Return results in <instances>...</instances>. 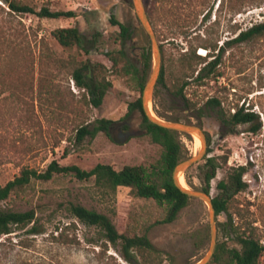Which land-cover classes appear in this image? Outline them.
Wrapping results in <instances>:
<instances>
[{
	"label": "rangeland",
	"instance_id": "rangeland-1",
	"mask_svg": "<svg viewBox=\"0 0 264 264\" xmlns=\"http://www.w3.org/2000/svg\"><path fill=\"white\" fill-rule=\"evenodd\" d=\"M220 1L223 0H147L146 10L160 45L166 84V88L159 86V95L155 100L152 97L149 105L152 114L160 115L158 118L163 121L165 118L178 119L180 123L197 124L204 130L207 136L205 160L198 165L204 164L208 158H213L219 165L210 182L212 198L221 196L219 182L228 184L233 170L245 166L242 180L247 188L234 195L228 210L233 223L247 229L254 228L264 244V38L226 46L241 31L264 22V0L260 5L245 7L239 13L229 9L228 0L218 8ZM22 2L36 10L48 7L53 11L73 12L74 16L40 19L29 14L6 16L0 10V19L10 21L9 26H3L13 40L11 47L16 44L15 52L7 45L0 46V70H5L12 62L20 63L21 53L22 64L24 55H32L34 59L33 90L3 89L0 82V184L13 180L21 169L34 171L40 176L52 161L87 171L97 164L120 170L124 166L154 161L159 148L148 141L139 112L127 114L128 104L140 95L126 77L108 73L112 86L99 108L87 104L88 97H84L83 91L71 79L72 60L100 63L110 68L111 63L104 54L120 48L115 36L120 29L109 22L111 15L115 21L130 28L131 38L123 49L129 60L139 66L140 49L147 44L150 47V42L137 20L132 0ZM208 10L209 19L204 21L203 15ZM68 27L78 28L86 38L87 47L93 43L88 54L76 50L68 52L51 36L52 31ZM214 43L217 46L214 51L203 47ZM220 48L223 51H219L220 60L215 73L204 79L201 85L195 83L193 79L197 72L191 76V71H184L183 56L193 50L196 55L204 56L211 50L212 57ZM203 66L199 64L193 68L199 70ZM182 80L189 82L184 92L194 105L191 108L174 95ZM211 98L221 102L220 108L204 109L206 101ZM239 107L251 108L258 115L261 129L257 134L249 131V125H239L229 132L222 124L220 116H227L229 111L232 114ZM101 118L114 121L109 137L99 133L94 139L86 138L80 144L75 143L79 125ZM177 134L188 157L200 152L199 137ZM196 165L187 171L186 178L183 174V181L187 188L193 189L186 179L200 191L203 184L197 178L199 170ZM70 203H79L108 215L120 233L130 236L140 233L149 222L161 216V209L133 199L124 188L104 196L93 180L79 181L73 175L63 174H55L48 181L31 177L29 185L11 193L0 202V208L13 211L33 209L43 232L29 235L27 229H13L11 234L1 236L0 264H95L92 252L93 249L96 252L98 244L103 242V235L74 218L67 209ZM226 221L224 213L216 217L218 244L224 241ZM70 224L73 226L64 232L62 239H54ZM148 237L156 248L170 256L171 262L163 264L198 263L209 248L207 205L192 199L172 223L153 226ZM233 245L227 241L228 248ZM108 246L107 255L122 262L115 250ZM260 264H264V255Z\"/></svg>",
	"mask_w": 264,
	"mask_h": 264
},
{
	"label": "trees",
	"instance_id": "trees-1",
	"mask_svg": "<svg viewBox=\"0 0 264 264\" xmlns=\"http://www.w3.org/2000/svg\"><path fill=\"white\" fill-rule=\"evenodd\" d=\"M0 3L4 6L1 7L0 5V10L6 16L29 14L40 19H60L74 16L73 12L53 11L48 7L36 10L24 4L22 0H0ZM145 3L147 5V0H145ZM223 3L224 0L220 1L217 5L218 8L223 7ZM228 3L230 10L239 13L245 7L260 5L263 3V0H228ZM146 13L150 20V14L147 10ZM209 16L208 10L203 15V20L207 21ZM109 22L112 25H118L120 29L115 34L120 48L109 50L104 54L111 63L110 68L100 63H91L89 61L76 62L72 60L71 79L83 91L84 97H88L87 104L93 108H99L112 86L107 78L108 73L126 77L140 95L135 101L128 104L127 114H131L134 111L139 112L148 141L159 148L157 158L148 164L124 166L120 170H115L109 165L97 164L87 171L75 165L61 166L56 161H52L47 166L44 174L40 176H37L34 171L21 169L18 176L14 177L13 180L7 182L5 185L0 184V202L6 200L14 191L29 185L31 177L48 181L55 174L73 175L79 181L93 180L94 186L104 196H110L118 188H124L128 190L130 197L133 199L149 202L161 209V216L155 221L149 222L140 233L130 236L120 233L108 215L96 209L87 208L79 203H70L67 209L74 218L86 226L96 228L103 235L104 240L101 244H98L97 251L95 252L93 249V261L95 264H163L165 261L171 262V258L167 253L152 244L148 237V231L157 224L172 223L180 211L187 207L193 199L181 192L174 184L172 178L174 167L181 160L187 158L188 154L183 150L178 140L177 132L153 124L146 118L142 110L141 93L153 65L149 45H144L140 49L139 66L132 63L123 49L126 41L131 38L130 28L115 21L113 15H111ZM3 24L10 25V21L8 19H0V46L7 45V47H10L15 52L16 44L11 47L13 40L7 35ZM51 36L61 48L68 52L76 50L88 54L93 48L92 42V45L87 47L86 38L77 27L58 28L51 32ZM260 38H264V22L254 24L247 30L241 31L235 38L228 41L226 46L241 44ZM94 41L96 42L97 40L94 38ZM203 47L206 50L212 49L214 51L217 46L214 43L212 45L204 44ZM219 51L221 52L223 49L220 48L217 51V55L211 57V50H208L204 56L196 55L193 50L187 56H183L182 67L184 71H191V76L197 72L193 81L201 85L204 79H208L210 75L215 73L220 60ZM20 57V63L16 64L12 62L5 70H0L2 71L0 82L4 87L3 89H16L20 92L33 90V56L24 55L23 64L22 53ZM207 58L210 60L206 61ZM199 64H204V66L199 70H194L193 67ZM188 85L189 82L187 80H182L180 85L175 88L174 95L181 98L187 108H191L194 105L186 98L184 92V89ZM159 86L166 88L163 64L154 88V100L159 95ZM220 105L221 102L218 99L211 98L206 101L204 109L213 110L220 108ZM153 109L156 112L155 104L153 105ZM158 117L161 116L158 115ZM164 120L167 122H179L178 119L169 120L165 118ZM220 121L229 132H232L239 125H249V131L254 134H257L261 129L259 117L251 108H236L232 114L229 111L227 116H220ZM113 123L114 121L101 118L79 125L74 138L75 143L80 144L86 138L94 139L99 133L109 137L110 128ZM202 160H205V157ZM196 167L199 170L197 178L203 184L199 190L208 194L210 192V182L215 178L219 165L213 158H208L204 164H197ZM245 170V166H239L229 176L228 184L223 181L219 182L218 187L221 190V196L212 199L215 216L217 217L219 214L224 213L227 216V221L224 225L226 232L223 235L224 241L216 244L214 254L208 264H260V259L264 255V244L261 243L254 228L247 229L244 226L233 223L232 214L228 210L234 195L245 191L247 188L246 183L242 180ZM187 171L184 173L185 178ZM186 182L194 189L187 179ZM71 226L73 224L62 228L54 239H62L64 232L71 229ZM42 227L40 219L37 218L33 209L13 211L0 208V237L11 234L13 229L20 231L27 229L29 235H39L43 232ZM227 241L233 242L234 245L228 248L226 246ZM108 245L115 250L122 262H118L112 255H107Z\"/></svg>",
	"mask_w": 264,
	"mask_h": 264
},
{
	"label": "water",
	"instance_id": "water-1",
	"mask_svg": "<svg viewBox=\"0 0 264 264\" xmlns=\"http://www.w3.org/2000/svg\"><path fill=\"white\" fill-rule=\"evenodd\" d=\"M132 3H133V8H134V12L137 17V20L149 39L150 48H151L150 50H151V55H152V64H153L149 78L141 93V105H142V110L144 112V115L153 124L160 126L162 128H165L167 130L174 131L177 133H182V134H191V135L196 133L199 135V138L202 143V148L196 156L185 158L181 160L174 167L172 178H173L174 184L181 192H183L184 194L188 195L189 197L193 199H197V200L204 202L208 207L209 248H208V251L205 257L202 260H200L198 263H196V264H208L214 254L216 243H217L216 216H215V209L212 203L213 198L211 197L210 192L207 194L205 192L193 190L190 188L186 189L182 187L178 182L179 174L183 175L187 170H189L194 165L198 164L205 157L206 147H207V136L204 130L197 124L167 122V121H163L159 119L155 115H150L148 105L150 104L152 100L154 88L157 84V80L159 78L160 71H161V50H160V45L158 43L156 35L151 26L150 20L148 19V16L146 13L145 0H132Z\"/></svg>",
	"mask_w": 264,
	"mask_h": 264
},
{
	"label": "bare ground",
	"instance_id": "bare-ground-1",
	"mask_svg": "<svg viewBox=\"0 0 264 264\" xmlns=\"http://www.w3.org/2000/svg\"><path fill=\"white\" fill-rule=\"evenodd\" d=\"M148 109H149V113H150V115H153V114H152V111H151V109H150V105H148ZM192 135H193V136L195 135V136L199 137V135L196 134V133H194V134H192ZM197 139H198V138H197ZM197 139H196V143H197L198 146H200V142H201V140H200V142H199V140H197ZM201 145H202V143H201ZM201 148H202V146H201ZM201 148H200V150H201ZM178 182H179V184H180L182 187H184V188L187 189V186L185 185V183H184V181H183V175H182V174H179V175H178Z\"/></svg>",
	"mask_w": 264,
	"mask_h": 264
}]
</instances>
